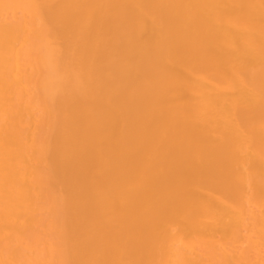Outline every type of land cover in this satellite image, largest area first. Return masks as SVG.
Returning a JSON list of instances; mask_svg holds the SVG:
<instances>
[{"label": "bare ground", "instance_id": "6f19581e", "mask_svg": "<svg viewBox=\"0 0 264 264\" xmlns=\"http://www.w3.org/2000/svg\"><path fill=\"white\" fill-rule=\"evenodd\" d=\"M0 264H264V0H0Z\"/></svg>", "mask_w": 264, "mask_h": 264}]
</instances>
